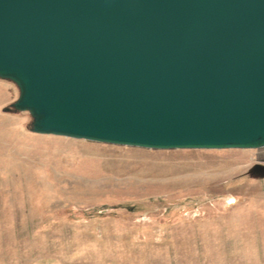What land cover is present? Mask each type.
Returning a JSON list of instances; mask_svg holds the SVG:
<instances>
[{"label": "water", "instance_id": "95a60500", "mask_svg": "<svg viewBox=\"0 0 264 264\" xmlns=\"http://www.w3.org/2000/svg\"><path fill=\"white\" fill-rule=\"evenodd\" d=\"M28 129L146 149L264 147V0H0Z\"/></svg>", "mask_w": 264, "mask_h": 264}, {"label": "rangeland", "instance_id": "374dc122", "mask_svg": "<svg viewBox=\"0 0 264 264\" xmlns=\"http://www.w3.org/2000/svg\"><path fill=\"white\" fill-rule=\"evenodd\" d=\"M17 97L0 79V264H264V147L36 134Z\"/></svg>", "mask_w": 264, "mask_h": 264}]
</instances>
